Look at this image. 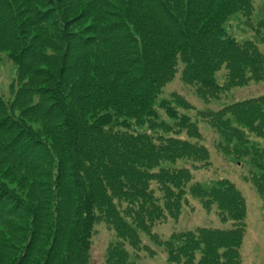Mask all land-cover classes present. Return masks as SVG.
Masks as SVG:
<instances>
[{
  "label": "trees",
  "instance_id": "16d2710c",
  "mask_svg": "<svg viewBox=\"0 0 264 264\" xmlns=\"http://www.w3.org/2000/svg\"><path fill=\"white\" fill-rule=\"evenodd\" d=\"M11 2L0 22V54L17 65L12 98L0 95V264H89L99 224L117 237L107 264L135 263L124 246L154 255L142 236L168 264H242L245 197L228 179L196 181L211 152L189 102L162 96L181 67L205 104L264 83V22L246 41L227 29L254 0ZM198 118L264 198V94ZM192 200L231 227L154 233Z\"/></svg>",
  "mask_w": 264,
  "mask_h": 264
},
{
  "label": "rangeland",
  "instance_id": "374dc122",
  "mask_svg": "<svg viewBox=\"0 0 264 264\" xmlns=\"http://www.w3.org/2000/svg\"><path fill=\"white\" fill-rule=\"evenodd\" d=\"M4 0V5L0 6V22L10 21L9 8H15ZM1 10L8 11V15L2 14ZM25 12V11H24ZM24 14V13H22ZM250 24H249V23ZM260 22H264V0H254V14L251 18H244L242 15L234 17L228 24V32L238 41H246L255 38V29ZM260 50L264 53V42H260ZM183 67L177 72L174 80L169 83L163 92V98H169L172 95H179L189 102L193 111L188 113L193 120L198 123L205 145L211 152V166L206 170L202 169L195 173L196 181L209 184L212 181L228 179L236 184L237 189L245 197L247 208V217L245 219L246 233L243 247L241 249L242 264H263L264 263V198L261 197L253 184L247 182L246 177L252 175L251 168H243V160H236L228 155H222L216 149V145L221 142V137L209 125L202 123L199 118V112L217 111L227 104L244 100L264 94V83H255L244 89H237L227 94L222 101H212L205 104L196 95L192 86L183 82ZM17 65L9 57L8 52L0 54V95L6 100L12 98L11 87L17 76ZM223 72V71H222ZM218 81L225 82V74H218ZM262 92V93H261ZM264 151V143L260 145ZM231 224H223L216 209L211 212L206 211L198 201H191L189 207H185V213L181 216L180 221H171L154 229V233L162 235L163 239H168L174 232L186 230H195L197 228H217L227 229ZM96 232L90 241V263L89 264H107L106 254L112 245L117 242L115 233L107 228L104 224H99L95 228ZM142 241L155 251L154 255L145 252L141 253L140 258H136L134 250L124 246L129 253V258L135 261L134 264H168L162 252L146 236H142ZM150 255V256H149Z\"/></svg>",
  "mask_w": 264,
  "mask_h": 264
}]
</instances>
